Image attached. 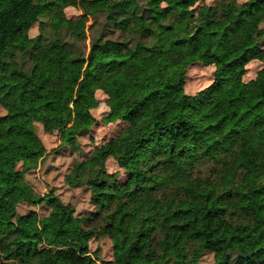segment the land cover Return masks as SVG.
<instances>
[{"label":"trees","instance_id":"obj_1","mask_svg":"<svg viewBox=\"0 0 264 264\" xmlns=\"http://www.w3.org/2000/svg\"><path fill=\"white\" fill-rule=\"evenodd\" d=\"M199 1L0 0V264H203L205 253L264 264V0L207 4L189 29L185 8ZM253 60L262 66L245 82ZM193 62L214 70L189 94ZM98 91L102 122L125 127L64 175L89 191L80 214L25 174L47 154L36 124L51 132L63 114L60 145L76 149ZM105 237L99 260L90 243Z\"/></svg>","mask_w":264,"mask_h":264},{"label":"rangeland","instance_id":"obj_2","mask_svg":"<svg viewBox=\"0 0 264 264\" xmlns=\"http://www.w3.org/2000/svg\"><path fill=\"white\" fill-rule=\"evenodd\" d=\"M243 2L245 0H206L204 2H196L193 6L187 7V24L189 29L193 28V25L201 20L202 13L205 11L206 5L214 4L217 2ZM165 2L162 3L164 5ZM64 13L68 18H76L80 14V10L68 6L64 8ZM90 22H87V25ZM38 26V24H36ZM33 26L30 29V36H33L38 32V28ZM264 32V23L261 24ZM88 32V31H87ZM86 44V51L89 49V39L84 42ZM264 43V42H263ZM262 63L257 60L249 62L246 66V71L242 76L243 81H249L256 76L257 71L261 68ZM214 68L211 65H204L200 62H193L187 68L185 79V91L189 94H193L199 90H202L212 83V72ZM99 104L96 108L91 110L96 122L90 127L88 132H82L78 136V147L71 149L68 146L60 145L59 141V128L65 122L63 114H57L52 123V131L45 132L42 125L36 124V132L42 139L47 154L37 168L28 171L25 174L27 181L32 185L34 191L41 196L48 193L49 190L54 192L62 199L64 203L72 204L76 213H86L93 207L89 203V191L85 188H69L64 184L63 178L66 173L69 172L73 163L88 157L93 148L106 141H109L119 134V132L125 127V124L119 121L114 123H103L102 118L108 112V106L105 102L106 97L101 93H96ZM4 111L0 108V114ZM211 163L208 161L200 163L196 166L197 174L205 175L209 170ZM21 168V165H18ZM106 168L108 172L119 171L116 162L112 158H108L106 161ZM120 173V172H119ZM122 175L119 174L118 177ZM30 210L36 211L40 216L46 215L48 212L47 207L44 205H28L20 204L18 206V212L20 214L26 213ZM23 227L30 229V225L22 224ZM91 250L94 252V257L99 260H105L111 255V248L109 240L100 238L98 240H92L90 243ZM212 261V255L205 253L202 258L203 264H208Z\"/></svg>","mask_w":264,"mask_h":264},{"label":"water","instance_id":"obj_3","mask_svg":"<svg viewBox=\"0 0 264 264\" xmlns=\"http://www.w3.org/2000/svg\"><path fill=\"white\" fill-rule=\"evenodd\" d=\"M243 256V255H242ZM244 258H247L248 257V255H246V256H243Z\"/></svg>","mask_w":264,"mask_h":264}]
</instances>
